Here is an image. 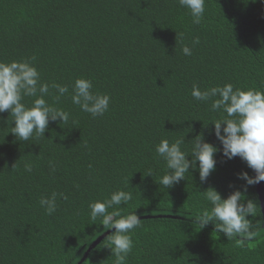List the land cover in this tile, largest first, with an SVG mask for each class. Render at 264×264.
<instances>
[{
  "label": "trees",
  "instance_id": "16d2710c",
  "mask_svg": "<svg viewBox=\"0 0 264 264\" xmlns=\"http://www.w3.org/2000/svg\"><path fill=\"white\" fill-rule=\"evenodd\" d=\"M32 57L41 82L69 87L58 102L51 88L45 99L70 118L50 120L45 137L20 141L9 112L0 113V264H115L104 245L114 229L92 222L89 204L117 190L133 193L122 215L135 211L142 220L129 233L133 247L123 264H264L256 184L246 189L257 204L248 217L256 235L243 247L191 216L210 206L208 187L226 198L244 191L240 172L254 175L240 157L222 154L212 122L226 113L191 91L226 83L264 91V0H205L199 24L178 0H0V61ZM77 78L109 95L103 116L72 104ZM197 135L218 148L215 170L201 182L197 162L185 180L159 185L168 170L156 145L184 138L182 150H190ZM53 192L58 207L48 215L39 200Z\"/></svg>",
  "mask_w": 264,
  "mask_h": 264
},
{
  "label": "clouds",
  "instance_id": "9594fccd",
  "mask_svg": "<svg viewBox=\"0 0 264 264\" xmlns=\"http://www.w3.org/2000/svg\"><path fill=\"white\" fill-rule=\"evenodd\" d=\"M181 7L189 10L193 23L199 24L205 12V0H178ZM196 38L193 44H198ZM182 52L186 56L192 55V49L184 45ZM35 57L22 61H0V113L9 112L14 126L10 132L20 141H32L33 137H45V130L49 121H57L61 125L69 122L70 113L64 109L50 104L45 97L50 95V88L56 90L55 101L69 93L67 85L53 82L51 85L41 82L40 73L32 63ZM92 81L77 78L72 85L71 102L82 112L89 113L93 118L103 116L109 108L110 97L107 94H98L92 91ZM192 97L200 102L211 101L210 110L222 111L226 115L213 121L216 138L222 144V154L227 159L240 157L246 162L248 168L255 172L249 175L242 171L238 179L245 181L244 191L235 189L226 198L213 187L202 191L209 207L195 215L194 223L200 229L209 223L214 225L217 233H223L229 241L235 240L243 247L247 241L252 240L256 233L252 229L254 224L248 218L256 215L257 204L246 198L247 186L264 181V91L235 88L231 83L223 86H213L200 90L193 85ZM25 97H31V105L24 103ZM75 123V122H73ZM185 139H177L170 143L168 139H161L156 145L157 155L166 162L167 173L159 181L166 189L185 180L189 169H197L201 182L207 180L215 170V154L218 148L206 142L202 135L192 139L190 150H182L181 145ZM191 155V160L187 157ZM16 164L12 168H15ZM24 170L31 172L33 164L24 163ZM55 171V168H52ZM147 175H153L151 171ZM63 196V194H60ZM67 199L66 196H63ZM133 198V193L125 190L113 192L110 198L95 201L89 204L90 220L100 218L102 231L114 229L108 236L104 245L110 248L111 256L115 257V264H123L132 251L133 241L129 233L142 226L141 219L135 211L122 215L121 205H127ZM40 206L48 215L57 210V193L50 197H41ZM115 206V207H114ZM109 208L113 210L108 211Z\"/></svg>",
  "mask_w": 264,
  "mask_h": 264
},
{
  "label": "water",
  "instance_id": "95a60500",
  "mask_svg": "<svg viewBox=\"0 0 264 264\" xmlns=\"http://www.w3.org/2000/svg\"><path fill=\"white\" fill-rule=\"evenodd\" d=\"M255 175V172H254ZM258 189V193H259V199H260V205L263 211V215H264V192H263V181H261L260 183L256 184ZM261 188V189H260Z\"/></svg>",
  "mask_w": 264,
  "mask_h": 264
}]
</instances>
